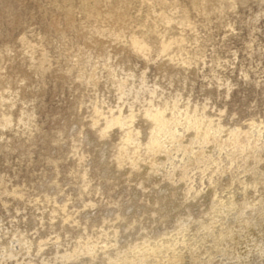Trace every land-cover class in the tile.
Wrapping results in <instances>:
<instances>
[{
    "label": "rangeland",
    "instance_id": "obj_1",
    "mask_svg": "<svg viewBox=\"0 0 264 264\" xmlns=\"http://www.w3.org/2000/svg\"><path fill=\"white\" fill-rule=\"evenodd\" d=\"M0 264H264V0H0Z\"/></svg>",
    "mask_w": 264,
    "mask_h": 264
}]
</instances>
